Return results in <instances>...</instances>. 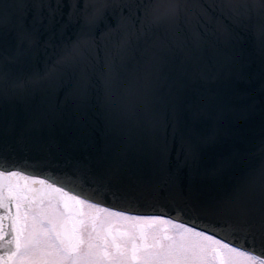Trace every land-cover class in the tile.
Here are the masks:
<instances>
[{"label": "water", "instance_id": "water-1", "mask_svg": "<svg viewBox=\"0 0 264 264\" xmlns=\"http://www.w3.org/2000/svg\"><path fill=\"white\" fill-rule=\"evenodd\" d=\"M122 2L0 0V170L264 252L238 227L264 212V0H232L230 37L228 10L188 23L210 0Z\"/></svg>", "mask_w": 264, "mask_h": 264}, {"label": "snow or ice", "instance_id": "snow-or-ice-1", "mask_svg": "<svg viewBox=\"0 0 264 264\" xmlns=\"http://www.w3.org/2000/svg\"><path fill=\"white\" fill-rule=\"evenodd\" d=\"M119 6L127 12L135 4L123 0ZM194 7L203 11L189 19L193 26L211 22L208 8L228 10L227 16L222 12L216 31L231 36L226 21L229 16L236 18L232 0H210L207 6ZM179 15L180 5L169 4L156 18L176 21ZM198 35L194 31V37ZM77 55L76 49H70L61 62H71ZM172 180L183 188L180 168ZM112 217L132 221L131 231L114 232L107 222ZM238 227L264 244V212ZM0 249L5 250L0 264H264V252L233 246L171 219L112 212L89 198L12 170H0Z\"/></svg>", "mask_w": 264, "mask_h": 264}, {"label": "flooded vegetation", "instance_id": "flooded-vegetation-1", "mask_svg": "<svg viewBox=\"0 0 264 264\" xmlns=\"http://www.w3.org/2000/svg\"><path fill=\"white\" fill-rule=\"evenodd\" d=\"M23 175H27V176H30L31 178L33 179H43V180H46L44 178H37V177H34V176H31V175H28L26 173H23L21 172ZM47 181V180H46ZM50 183V182H49ZM34 187H37L39 188L38 185L34 186ZM82 198V197H81ZM93 202V201H92ZM98 205L100 207H104V208H107L109 211H112V212H118V213H122L123 215L125 216H129V217H142V218H150V217H156V216H159V217H162V218H165V219H171L173 220L174 222H177V223H182V222H179L177 220H174L170 217H167V216H164V215H159V214H148V213H144V214H141V213H132V212H127V211H123V210H118V209H114V208H111V207H107V206H104V205H101L98 203ZM44 207H48V201H45V204H44ZM62 210V209H61ZM13 211H15V209H13ZM85 212H88L89 210L88 209H85L84 210ZM94 214V213H93ZM101 219H104V217H101ZM107 222H108V226H110L113 231L115 232L116 230H119L121 232H124V231H131L132 227H133V222L132 221H124V220H121L119 219L118 217H112V218H107ZM184 224V223H182ZM186 225V224H184ZM186 226H189V225H186ZM191 227V226H189ZM194 228V227H193ZM196 229V228H195ZM198 230V229H196ZM200 231V230H198ZM207 234V233H206ZM210 235V234H209ZM215 237V236H214ZM217 238V237H215ZM7 239V238H6ZM218 239V238H217ZM5 250L4 249H0V255L3 254Z\"/></svg>", "mask_w": 264, "mask_h": 264}]
</instances>
